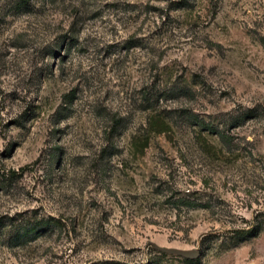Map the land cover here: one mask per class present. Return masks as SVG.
Returning a JSON list of instances; mask_svg holds the SVG:
<instances>
[{"label":"rangeland","instance_id":"obj_1","mask_svg":"<svg viewBox=\"0 0 264 264\" xmlns=\"http://www.w3.org/2000/svg\"><path fill=\"white\" fill-rule=\"evenodd\" d=\"M0 264H264V0H0Z\"/></svg>","mask_w":264,"mask_h":264},{"label":"water","instance_id":"obj_2","mask_svg":"<svg viewBox=\"0 0 264 264\" xmlns=\"http://www.w3.org/2000/svg\"><path fill=\"white\" fill-rule=\"evenodd\" d=\"M160 250L168 253H174L178 255H182L187 258H197L200 253L197 249H180V248H160Z\"/></svg>","mask_w":264,"mask_h":264},{"label":"trees","instance_id":"obj_3","mask_svg":"<svg viewBox=\"0 0 264 264\" xmlns=\"http://www.w3.org/2000/svg\"><path fill=\"white\" fill-rule=\"evenodd\" d=\"M34 230H35V228H28V229L24 230V233L28 234L30 232H33Z\"/></svg>","mask_w":264,"mask_h":264}]
</instances>
